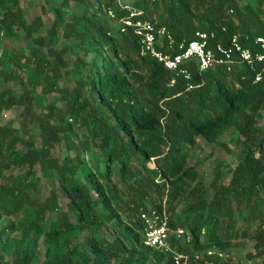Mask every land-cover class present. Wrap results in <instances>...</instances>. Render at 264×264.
Instances as JSON below:
<instances>
[{"label":"trees","instance_id":"16d2710c","mask_svg":"<svg viewBox=\"0 0 264 264\" xmlns=\"http://www.w3.org/2000/svg\"><path fill=\"white\" fill-rule=\"evenodd\" d=\"M43 1L51 15L46 28L39 15L25 18L19 0H0V45L10 44L0 46V117L20 107L0 123V236L18 232L10 264H170L167 251L142 243L138 217L162 204L169 225L190 233V244L179 249L213 243L226 252L238 226L242 236L253 227L254 252L247 258L264 264V127L256 123L264 119V76L253 81L258 66L198 71L192 60L183 64L190 72L184 79L140 53L131 28L119 30L125 4L164 28L156 43L164 54L177 52L195 30L214 31L213 41L223 44L235 33L252 46L254 37H264V0ZM61 77L70 85H59ZM51 93L55 99L47 100ZM230 128L239 158L226 182L215 171L205 183L185 159L197 136L234 151L219 141ZM61 142L73 153L57 158L51 151ZM40 178L52 184L43 200L30 195ZM150 197L156 202L145 203ZM221 219L224 242L217 234Z\"/></svg>","mask_w":264,"mask_h":264},{"label":"built area","instance_id":"2783aa9c","mask_svg":"<svg viewBox=\"0 0 264 264\" xmlns=\"http://www.w3.org/2000/svg\"><path fill=\"white\" fill-rule=\"evenodd\" d=\"M156 1V0H150ZM126 9V14L119 19L120 31L131 28L138 36L140 53L148 54L162 64L164 69L181 75L184 79L190 76L184 63L194 61L198 71L208 68L222 67L226 72H231L236 63H243L252 68L258 66L253 74V81L264 76V37L256 36L252 40V46L241 42L238 34L228 36L227 43L213 41L214 31L195 30L191 39L180 41L177 44L178 51L164 54L156 48L157 35H163V27L155 29L152 21L142 17V12L129 5H121ZM246 38V36H243ZM213 41V42H212ZM168 47L172 39L166 35ZM174 77L170 78L168 85H172ZM142 224V243L145 246L167 251L170 264H220L226 261V254L213 243L204 248L191 251L181 250L179 247L190 244L191 236L188 230L180 225L170 226L168 214L162 207L146 208L138 214ZM241 264H261L260 260L248 261Z\"/></svg>","mask_w":264,"mask_h":264},{"label":"rangeland","instance_id":"374dc122","mask_svg":"<svg viewBox=\"0 0 264 264\" xmlns=\"http://www.w3.org/2000/svg\"><path fill=\"white\" fill-rule=\"evenodd\" d=\"M19 5L23 10V14L27 20L32 19L33 16L39 15L43 27L46 28L49 26L51 21V15L49 11L47 10L46 4L43 0H19ZM261 18L264 20V14L261 15ZM10 46L8 43L1 44L0 46ZM229 80V78H226ZM58 83L61 86H69L70 83H68L63 77L58 79ZM11 86L14 90H17V85L15 82L11 83ZM0 87H3V84L0 85ZM56 94L51 93L46 95L47 100H54ZM20 111V107H17L15 109H12L9 113H5L0 117V123H6L10 121L11 115H13L16 112ZM15 123V121H14ZM256 123L264 127V119L257 118ZM27 127L31 129V125L28 123ZM35 128L32 127V130ZM237 138L236 133L233 128L228 129L223 134L219 136V141L228 142V146L230 149H234V151L229 152L226 150L225 147L220 146L217 143H211L204 141L201 137H196V142L190 151L189 155L186 157V164H194L195 170L202 176L203 181L205 183L209 182L211 177L213 176V173L215 171H218L220 175V179L222 182H226L229 177V169L231 168L233 161L237 160L239 158L238 154V148L240 147L239 144H234L233 141H235ZM75 142H78L77 139L74 140ZM52 155L60 158L64 156L66 153L72 154V151H67L65 149L64 143H58L54 145L52 149ZM88 161V160H87ZM147 165L149 167H153V162L149 160L147 162ZM38 174V172H37ZM112 181L119 184V178L116 170H114L112 175ZM52 186V184L44 178H40L37 189L30 191V195L32 197H35L39 200H43L45 196L48 195V190ZM56 194L58 196L59 203L64 207L65 198L62 196L60 190L55 187ZM211 193V190L208 192ZM157 200L156 197H150L145 199V203L152 204L155 203ZM122 203V202H121ZM186 203V201H183L179 203L176 206L175 211L182 210L183 205ZM224 219H221L217 228V234L219 237L220 242H224ZM0 227H1V218H0ZM251 227L247 230V235L242 236L240 234V226L237 227V230L233 231L231 233V236L228 238V249L225 252L226 254V260H229V264H241L248 262L250 259L247 258V254H253V242L254 239L249 236L250 232L252 231ZM106 232V231H105ZM104 232V233H105ZM235 232V234H234ZM18 232H8L6 237L0 236V264L8 263L10 264L11 256L9 252L13 248L14 244V236L17 237ZM41 246H42V240L39 239L37 241V250L39 251L38 259L40 260L42 258V252H41ZM260 257H255V260H259Z\"/></svg>","mask_w":264,"mask_h":264}]
</instances>
